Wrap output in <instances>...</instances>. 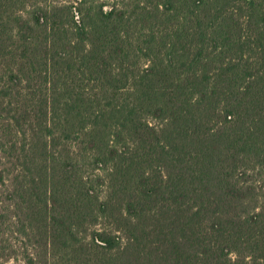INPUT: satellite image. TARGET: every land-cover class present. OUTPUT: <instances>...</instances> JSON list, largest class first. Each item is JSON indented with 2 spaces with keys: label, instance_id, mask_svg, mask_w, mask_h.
Wrapping results in <instances>:
<instances>
[{
  "label": "trees",
  "instance_id": "trees-1",
  "mask_svg": "<svg viewBox=\"0 0 264 264\" xmlns=\"http://www.w3.org/2000/svg\"><path fill=\"white\" fill-rule=\"evenodd\" d=\"M0 139L23 264H264V0H0Z\"/></svg>",
  "mask_w": 264,
  "mask_h": 264
},
{
  "label": "rangeland",
  "instance_id": "rangeland-1",
  "mask_svg": "<svg viewBox=\"0 0 264 264\" xmlns=\"http://www.w3.org/2000/svg\"><path fill=\"white\" fill-rule=\"evenodd\" d=\"M1 140V139H0ZM1 142V141H0ZM9 171V166L7 165V160L3 158V154L0 152V173L4 172V179L8 176V179L5 181V185L0 181V214L9 215L7 209H4L6 205L9 203L6 202L7 198V186L10 185L11 175H7ZM3 228L5 229V233L0 234V248L1 246L5 248V239H8L9 242L13 243L16 246H23L28 241L25 237L18 234L16 231V227L12 226V222H7ZM3 237V240H2ZM8 250L3 251L0 249V264H23L21 259H16L14 254L7 255ZM5 252V253H4ZM10 256V257H9Z\"/></svg>",
  "mask_w": 264,
  "mask_h": 264
}]
</instances>
